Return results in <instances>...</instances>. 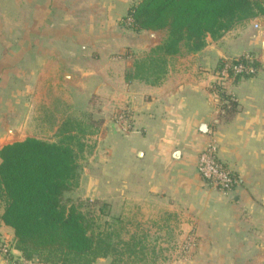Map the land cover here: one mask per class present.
Masks as SVG:
<instances>
[{
	"label": "crops",
	"instance_id": "1",
	"mask_svg": "<svg viewBox=\"0 0 264 264\" xmlns=\"http://www.w3.org/2000/svg\"><path fill=\"white\" fill-rule=\"evenodd\" d=\"M130 4L131 0H92L87 8L88 15L92 14L89 24L80 30L68 26L66 34L71 37L50 40L43 55L33 40L37 48L32 56L34 80H42L41 59L46 58L48 77L60 73L66 93L96 95L105 112L128 114L127 123L136 131L113 137L128 146L124 159L130 166L127 169L123 163L117 168L114 181L118 178L123 184L126 175L133 181L142 178L151 201L147 207L179 215L180 240L186 245L176 253L194 256L193 264H264V17L238 24L219 40L209 37L198 53L172 57L164 82L150 86L127 82L126 74L136 59L161 43L164 32L138 34L122 29L120 23ZM71 14L70 18L75 12ZM2 47L0 42L1 52ZM245 54L256 57L259 72L229 82L227 92L236 105L220 112L217 70L223 62ZM18 59L25 62L22 54ZM19 69L18 81L24 82V68ZM7 71L8 59L1 53L0 151L14 143L8 141L10 116L3 103V95L9 94ZM89 79L98 82H85ZM203 126L206 131L201 130ZM212 138L217 141L219 158L238 179L229 194L205 184L197 169L199 156ZM136 190H141L137 184ZM136 203L146 206L142 199ZM3 231L15 237L12 228L3 226ZM0 264L10 263L0 256ZM94 264L111 263L99 259Z\"/></svg>",
	"mask_w": 264,
	"mask_h": 264
},
{
	"label": "trees",
	"instance_id": "2",
	"mask_svg": "<svg viewBox=\"0 0 264 264\" xmlns=\"http://www.w3.org/2000/svg\"><path fill=\"white\" fill-rule=\"evenodd\" d=\"M260 17H264V0L133 3L124 18L128 28L138 34L162 31L164 38L134 61L126 81L159 86L168 75L172 57L198 53L207 46L209 37L219 40L238 24ZM235 105L232 101L225 107L234 109ZM99 132L100 126L89 117L70 116L58 127L56 141L27 138L0 151V221L13 229L15 247L26 258L46 264H94L99 259L136 264L148 256L155 263L162 255L149 248L146 237L115 240L113 233L100 232L94 216L65 203V195L79 187L93 153L88 141Z\"/></svg>",
	"mask_w": 264,
	"mask_h": 264
},
{
	"label": "rangeland",
	"instance_id": "3",
	"mask_svg": "<svg viewBox=\"0 0 264 264\" xmlns=\"http://www.w3.org/2000/svg\"><path fill=\"white\" fill-rule=\"evenodd\" d=\"M139 2L131 0V4ZM91 3L92 0H0V42L3 43L0 54H6L10 68L4 75L8 80L9 94L3 95L6 100L3 103L8 105L10 116L8 141L15 143L27 138L56 141L57 129L66 118L89 117L100 126V132L88 141L93 146V153L88 157L79 187L65 195V203L79 206L88 217L94 216L99 231L113 233L115 240L146 237L150 249L162 252L155 263L148 256L145 262L136 264H193L194 256L176 253L181 245H186L180 240L182 219L179 215L170 210H151L147 207L151 201L142 178L133 181L126 175L123 184L119 183L118 178L117 182L114 181L113 172L117 168L123 163L127 169L130 166L129 161L124 159L128 146L113 137L115 134L124 136L136 131L127 123L128 114L105 112L103 102L96 95L66 93L68 89L60 73L56 72L59 75L56 78L48 77L49 65H44L46 58L41 59L44 66L42 80L39 83L34 80L32 56L37 48L32 46L33 40H36L38 50L43 55V50L48 49L45 45L50 40L71 37L70 32L69 36L66 34L68 26L80 30L89 24L88 18L92 14L88 15L87 8ZM124 18L120 23L122 29L134 32L128 28L129 22ZM21 44H24L23 49ZM20 54L25 56L24 63L18 59ZM18 67L24 68V74H21L24 75V82L18 81ZM85 82L95 84L98 80ZM135 184L143 191H135ZM139 199L146 202V206L136 203ZM2 207L0 203V209ZM3 226L1 223V231L12 239L10 234L3 231ZM109 263H112V259H109Z\"/></svg>",
	"mask_w": 264,
	"mask_h": 264
},
{
	"label": "built area",
	"instance_id": "4",
	"mask_svg": "<svg viewBox=\"0 0 264 264\" xmlns=\"http://www.w3.org/2000/svg\"><path fill=\"white\" fill-rule=\"evenodd\" d=\"M256 57L245 54L238 58L227 60L217 70L216 82V106L220 112L227 109L225 106L236 101L227 91V85L231 80L256 76L259 68L256 65ZM225 95V96H224ZM229 97V99L224 97ZM197 169L203 182L214 190L224 194L231 193L238 184V179L232 170L219 158L217 141L212 138L202 150ZM1 224V221H0ZM0 255L4 256L10 264H46L39 259H28L15 247L14 238L10 239L0 228Z\"/></svg>",
	"mask_w": 264,
	"mask_h": 264
},
{
	"label": "water",
	"instance_id": "5",
	"mask_svg": "<svg viewBox=\"0 0 264 264\" xmlns=\"http://www.w3.org/2000/svg\"><path fill=\"white\" fill-rule=\"evenodd\" d=\"M206 129H207L206 126H205V130H204V126H203V128L201 130L206 131Z\"/></svg>",
	"mask_w": 264,
	"mask_h": 264
}]
</instances>
